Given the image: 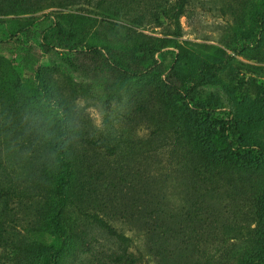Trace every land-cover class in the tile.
I'll return each mask as SVG.
<instances>
[{"label":"rangeland","instance_id":"374dc122","mask_svg":"<svg viewBox=\"0 0 264 264\" xmlns=\"http://www.w3.org/2000/svg\"><path fill=\"white\" fill-rule=\"evenodd\" d=\"M99 1L0 0V188L9 191L0 198V264H45L43 251L62 244L57 219L67 239L61 264H125L131 254L133 264H264V219L257 214L263 166L238 165L216 177L192 209L199 179L191 139L181 131L186 107L162 89L179 45L208 54L229 35L240 39V75L263 84L264 42L243 45L241 38L253 28L259 0H109L106 11ZM80 15L102 30V42L132 46L166 71L131 77L108 98L96 95L102 82L66 62L54 37ZM13 68L17 89L5 82ZM39 72L63 94L35 95L25 107ZM218 76L226 80V70ZM214 96L213 118L223 120L233 108L224 84L200 86L201 100ZM245 138L254 151L264 128H247ZM108 225L131 240L110 234Z\"/></svg>","mask_w":264,"mask_h":264},{"label":"trees","instance_id":"16d2710c","mask_svg":"<svg viewBox=\"0 0 264 264\" xmlns=\"http://www.w3.org/2000/svg\"><path fill=\"white\" fill-rule=\"evenodd\" d=\"M108 1L100 0L99 7L106 11L105 6ZM181 14H183L182 5L173 16L178 18ZM81 19H84L81 15L70 18L68 28L58 26L54 37L58 46L66 49V62L77 67L84 74H88L91 80L102 82V87L96 95H105L108 98L118 84L131 77L146 71H166L159 65L146 63L145 58L137 55L136 49L132 46H113L102 42V30L93 31V24L87 20L81 22ZM252 23L251 31L241 33L243 45L246 41L252 40L261 46L264 42V0H259L257 3ZM110 27L113 28L111 25ZM85 38H92L93 41L84 43ZM238 42L240 39L229 35L224 40L223 46L217 47L208 54H201L179 45L181 55L168 71L163 82L162 89L165 95L170 100L183 101L186 107L180 114L181 131H186L191 139L194 154L192 150L190 154L196 163L194 167V171L196 169L198 172L196 181L199 179L192 195L195 197L193 198L195 205L192 209L201 207L209 189L206 185L210 182L215 184L216 177L224 178L238 165L246 168L261 166L264 168V141H256L258 146L253 151L247 149V145L254 146V142L251 143L249 138H245L247 128H264V83L258 84L250 79L245 80L244 76L240 75L242 62L235 57L241 49ZM82 44L84 47H80ZM223 70H226V80L218 76V73ZM8 74L13 80L7 78L5 82L17 89L21 80L16 70L13 68ZM37 80L34 81L36 84L31 90L32 94L30 96L25 94L23 97L27 99L23 101L25 107L33 105L35 95H45L49 99L60 100L63 89L51 82V76H47L45 72H39ZM214 81L224 84L226 94L233 103L231 112L223 120L213 118L219 104L217 96L209 98L208 101L199 98L200 86ZM93 88L92 84H86L83 87L84 90L95 94ZM22 92L20 90L19 94ZM63 138H68V133H65ZM216 164L220 169L215 172L212 169ZM197 165H199L198 168ZM59 194L62 193L59 191ZM4 195H9V191L0 188V198ZM258 202L257 214L264 219V189L259 194ZM157 223L158 229L168 230L167 224ZM108 227L110 234L120 240L124 242L131 240L125 233L118 232L113 225ZM55 232L62 244L43 251L46 257L45 264H61L60 257L67 239L58 219ZM132 255L126 256L125 264H133L136 261Z\"/></svg>","mask_w":264,"mask_h":264}]
</instances>
